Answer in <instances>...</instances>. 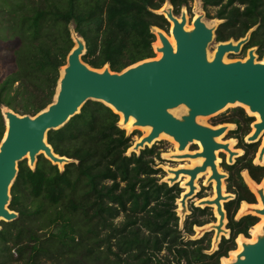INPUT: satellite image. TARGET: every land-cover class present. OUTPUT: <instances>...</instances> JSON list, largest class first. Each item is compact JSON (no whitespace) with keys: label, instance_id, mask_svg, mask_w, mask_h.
<instances>
[{"label":"trees","instance_id":"1","mask_svg":"<svg viewBox=\"0 0 264 264\" xmlns=\"http://www.w3.org/2000/svg\"><path fill=\"white\" fill-rule=\"evenodd\" d=\"M190 1L0 0V27L21 41L16 71L0 83V144L1 108L34 117L53 102L60 70L75 46L71 26L85 42V64L121 73L155 57L152 28H169L156 12L169 3L178 16ZM202 2L205 10L216 9L217 44L238 42L251 32L243 51L255 48L259 60L264 57V0ZM254 121L239 108L215 123L237 126L231 138L245 154L225 166L227 193L235 195L225 203L230 239L208 253L210 233L184 241L178 230L176 201L182 191L178 184L159 183L155 149L128 156L131 137L118 115L102 103L87 102L63 128L47 134L54 153L72 160L63 171L44 156L34 170L27 160L19 163L9 205L18 218L0 223V264H220L235 250L236 238H248L258 222L250 215L235 220L242 202L255 203L242 171L256 183L264 179V166L253 165L258 143L243 144ZM208 210L194 208V215ZM121 215L125 219L116 223ZM195 226L204 224L195 218L186 233L192 235Z\"/></svg>","mask_w":264,"mask_h":264},{"label":"water","instance_id":"2","mask_svg":"<svg viewBox=\"0 0 264 264\" xmlns=\"http://www.w3.org/2000/svg\"><path fill=\"white\" fill-rule=\"evenodd\" d=\"M168 5L167 9L161 8L156 14L164 16L168 21L169 33L158 28L156 29L159 31L153 32L160 39L161 47L156 49L157 53L162 54L160 59L139 62L121 73L112 72L108 66L100 70L93 69L82 61L86 53L85 42L74 32L75 36L71 35V38L75 46L66 59L63 77L57 83L53 102L34 117L20 116L4 108L5 111L1 113L7 133L0 144V223L12 222L18 218V214L11 211L9 205L19 163L27 160L32 170L35 169L39 156H44L59 167L71 163L72 160L54 153L47 143V134L63 128L81 113L87 102L93 101L121 114L122 126L133 118L136 127L151 128L146 137L132 144L130 154L141 153L161 135L172 138L179 145V152H184L194 142L201 145L202 152L186 153L176 158H203V163L193 168L166 171L174 174V178L168 182L173 186L178 184L180 175L190 177L186 184L189 192L181 195L179 201L184 215L187 213V202L194 199L196 194L195 180L210 169L208 183H216V197L212 200H200L195 207L213 210L212 207L215 206L219 220L209 229H203L200 234L204 237L207 233H215L216 245L220 244L221 234H228L230 239V230L225 228L228 223L225 203L234 200L235 195H223V181L228 175L219 172L216 152H228L230 164L236 153L230 151L228 144H221L216 140L226 132L225 125L208 127L199 124L197 119L215 115L229 105L246 106L251 113L260 117V122L252 126L255 131L246 138V143L261 142L264 137V60L256 59L254 48L249 50L245 61L224 62L226 55L242 52L250 39V32L238 42L217 44L214 58L210 61L208 48L215 42L216 26L209 27L203 20L204 15L198 13V17L192 22L193 29L186 30L187 12L182 10L179 17L175 16L173 7ZM168 35L173 36L176 49L169 42ZM182 106L187 109L186 113L180 118L174 117L171 112ZM263 159L264 145L258 157L260 162ZM163 183L167 184L165 181ZM180 189L183 193L184 189ZM257 193L263 209H252L256 215L246 216L264 215V191L259 189ZM235 243L237 248V242ZM230 264H264V227L257 241L244 243L242 251Z\"/></svg>","mask_w":264,"mask_h":264},{"label":"rangeland","instance_id":"3","mask_svg":"<svg viewBox=\"0 0 264 264\" xmlns=\"http://www.w3.org/2000/svg\"><path fill=\"white\" fill-rule=\"evenodd\" d=\"M182 10H185L187 12L188 24H190V27H191V23L196 18V14H198V13L199 14L202 13L204 15L203 20L209 27L216 26V29H217V27L219 25V23L216 19H212L216 14V9L215 8H209L208 10H205L202 0H191L189 3V6L182 8ZM182 10H181V12H182ZM180 15H181V13H180ZM180 15H178V17ZM0 19H1V17H0ZM0 29L2 30V31H0V83H1L7 76H9L10 74H12L16 71L15 53L18 50V48L20 47L21 41L19 38L12 37L11 34L6 29H5V31L1 27H0ZM72 30L74 31V26H71V31ZM168 30H169V28L167 29V31H165V30H163V31L166 34H168L169 33ZM152 32H154V28H152ZM168 36H170V35H168ZM155 38H156V36H155ZM156 40H157V38H156ZM216 46H217V43L215 41L209 46L208 53L210 52L209 54H212L213 52H215ZM153 52L155 54V57L152 58L153 60H158L161 58L162 54L157 53L156 49L154 47H153ZM248 52H249V50H247L245 52L242 50V52L240 54H237V55H235V54L226 55L225 63L235 62V61H239V60L245 61L248 58ZM255 54H256V52H255ZM256 59L259 60V57L257 54H256ZM263 60H264V57L259 61H263ZM240 107L241 106L235 107V105H229V107H226L225 109L218 112L217 114L212 115L210 117L203 118L204 121L198 122V123L201 125H204V126L218 128L219 126L224 125V124L215 125V123L217 122L218 119H220L223 116L230 115L231 113H233L235 110L239 109ZM110 109L115 113L114 109H112L111 107H110ZM242 109L244 110V112L246 113L247 116L251 117V115H249L243 107H242ZM182 110L183 109H181V110L178 109L175 112H171V114L176 118H180L181 116H183L186 113V112H183ZM2 111H3V108H1V112ZM118 117H119V122H120L121 115H118ZM254 119H255V121L250 125V133L243 139V144H247L246 138L248 136H250L253 132L252 126L256 122V118H254ZM3 120H4V118H3ZM232 125L234 126V128L231 131H229L223 139H220V140H222L221 142H223V144L228 143L230 140L234 139V138H231V137L235 136L234 133H232V131H236L237 126L234 124H232ZM4 127H5V133H6L7 127H6L5 121H4ZM125 131H126V135L131 137V146L133 143L138 142L137 140H140L141 138H144L148 135L145 133L144 129L140 128V127L134 128V130L131 131L130 133L127 130H125ZM5 133H4V135H5ZM240 135H241V133H238L237 136H240ZM159 138L156 139L154 141V143H152V145H149L148 149H153V148L155 149V155L152 157V159L154 161L155 169L161 170L159 172V174L156 175V178H158L159 183L162 184L164 178L167 176V172H166L167 169L177 170L180 168H191V166H194V165L189 163L188 160H194V159H188V160L186 159V160H181V161H179V159L178 160L170 159L169 156L177 153V151H175V148H178L179 145L176 142H174L172 138H170L168 136L161 135ZM235 140H236L235 150L236 151L241 150L242 151L241 156H243L245 154L244 149H242L243 145L240 144L238 139H235ZM261 146H262L261 142H258V150H257L256 154L254 155V160H253V165H255V166L257 165L255 163L256 156L259 153ZM201 150L202 149L200 147V144L197 142H194L193 144H189L183 153L195 154L197 152H200ZM218 153H219L218 154L219 164L217 166L220 170V173H225L229 176V173L227 172L225 166L226 165H232L233 163H235L237 161V158H234L233 163L230 164L229 157L227 156V154L224 151H218ZM135 154L138 156V155H140V152L135 153ZM127 155L128 156L131 155L129 151L127 152ZM257 166H261V165H257ZM59 168L61 171H63V169H64V167H59ZM200 177L201 178L197 180L198 189L196 191L194 199H192L191 201H188L186 204V207H187V213L186 214L183 215V214H181V212H179L180 206L177 204L178 200H180V196L182 195V193L180 194L179 198L176 201V204H177L176 205V215L178 217V230L181 232V235L183 236L184 241H192V240H197V239L203 238L202 235H201V237H197V230L196 229L198 226L193 227V234L192 235H190L189 233H186L185 228L187 227V224L190 221L194 220L195 218H197L200 223L204 224L205 227L209 226L211 224H215V223L217 224V221L214 218L215 214L211 208H208L209 210L202 217H197L196 215H194V208H196L195 205H196L197 200L214 199L213 187L208 185V184L206 185L205 178L202 175ZM241 177H242V175H241ZM167 185H168V187H172L170 185V183H167ZM223 185H224V192L227 193L228 183L226 180L224 181ZM178 187L180 188L179 185H178ZM227 194H229V193H227ZM253 195H254L255 199H257L256 195L255 194H253ZM257 203L258 202L256 201L254 203V206H256ZM124 219H125L124 215H121L120 218L117 219L116 223L123 222ZM257 219L259 222L260 216L257 215ZM235 220H239L237 218V214L235 216ZM226 223H227V221H226ZM1 228L2 227L0 226V229ZM225 228L227 229V225ZM209 238L211 239V249H210V251H208V253H213L215 250H217L219 248L223 239H226V240L228 239V236L221 235L220 244H217V245H215V243H214L215 242L214 241L215 233L214 234L210 233ZM250 238H251V235H250V231H249V237L246 239H250ZM161 255H166V251H164ZM228 256H229V254H228Z\"/></svg>","mask_w":264,"mask_h":264},{"label":"bare ground","instance_id":"4","mask_svg":"<svg viewBox=\"0 0 264 264\" xmlns=\"http://www.w3.org/2000/svg\"><path fill=\"white\" fill-rule=\"evenodd\" d=\"M169 7V5H168V3H166L163 7H162V9H167ZM197 8V7H196ZM198 17V14H196V18ZM195 18V19H196ZM194 19V20H195ZM193 20V21H194ZM218 21V20H217ZM218 22H220V21H218ZM213 23V22H212ZM213 25V24H212ZM189 27V28H188ZM159 29V28H158ZM158 29H156V28H154V31L155 30H157V31H159ZM191 30V29H193V23H191V27H190V25L188 24V18H187V24H186V30ZM71 33H72V35L73 36H75V33H74V31L72 30L71 31ZM168 40H169V42L171 43V45L173 46V48L174 49H176V42H175V40H174V38H173V36L172 35H170V36H168ZM153 47L155 48V49H159L160 47H161V43H160V39H159V37L157 36V40H156V42L153 44ZM210 53V52H209ZM208 53V58H209V60L211 61L213 58H214V54H215V52L213 53V54H209ZM224 62H225V58H224ZM64 68V67H63ZM63 68H61V74L59 75V79L60 78H62L63 77ZM235 106H241V107H244V108H246L248 111H249V109H248V107H246V106H243V105H240V104H236ZM229 107V106H228ZM178 109H183L182 111L183 112H186L187 111V109L184 107V106H182V107H179ZM178 109H175V110H173L172 112H175V111H177ZM3 110L5 111V109L3 108ZM250 112V111H249ZM251 113V112H250ZM251 114H253V113H251ZM121 115V114H120ZM258 115V114H257ZM259 116V115H258ZM197 121L198 122H202V121H204V119L201 117V118H198L197 119ZM122 122H123V117H122V115H121V118H120V122H119V125H120V127L122 128V129H124V130H127L129 133L131 132V131H133L134 130V128H136V126H135V120L133 119V118H130V120H129V122H128V124L127 125H125V126H122ZM259 122H260V117H259ZM255 124V123H254ZM253 124V125H254ZM228 125H230V124H226L225 125V127L227 128V130H228ZM144 129V131H145V133L146 134H149L150 132H151V128H149V127H146V128H143ZM226 130V131H227ZM230 131V130H229ZM229 131H227V133L229 132ZM255 131V130H254ZM253 131V132H254ZM6 133H7V129H6ZM6 133H5V135H6ZM226 133V132H225ZM224 133V134H225ZM223 134V135H224ZM5 135H4V137H5ZM222 135V136H223ZM165 136V135H164ZM220 138V137H219ZM160 139V138H159ZM218 139V138H217ZM216 139V140H217ZM137 141H139V140H137ZM218 142V141H217ZM154 143V142H153ZM176 144V143H175ZM221 144H223V142L221 143ZM225 144H228L229 145V147H230V144L229 143H225ZM263 145H264V142H263V144H262V146H261V148H260V150L262 149V147H263ZM200 147H201V145H200ZM201 149H202V147H201ZM230 149V148H229ZM132 149H130L129 150V152L131 151ZM177 150H178V148H177ZM259 150V151H260ZM231 151V150H230ZM179 152V151H178ZM200 152H202V150L200 151ZM233 152V151H232ZM180 153H182V152H180ZM217 153V152H216ZM226 153H228V152H226ZM234 153H236V155L234 156V157H236V158H238V157H240V156H238V154L239 153H237V152H234ZM185 154V153H184ZM184 154H181V155H184ZM228 155H229V153H228ZM176 156H179V155H171V156H169V158L170 159H174V160H178V158H176ZM234 157H233V161H234ZM258 157H259V153H258ZM229 158H230V155H229ZM203 161H204V159L203 158H201ZM180 160V159H179ZM257 160H258V158H257ZM203 161H202V163H203ZM217 161V160H216ZM259 164H261V166H264V159H263V161L262 162H260L259 160L257 161ZM201 163V164H202ZM200 164V165H201ZM217 165V164H216ZM196 166H198V165H196ZM195 167V166H194ZM218 167V166H217ZM168 170H171V171H176V170H172V169H167V171ZM178 170V169H177ZM210 170V169H209ZM210 172H211V170H210ZM219 172H220V170H219ZM167 173H170V174H173V173H171V172H167ZM205 174V173H204ZM174 175V174H173ZM201 175V174H200ZM183 176H186V175H183ZM211 176V175H210ZM209 176V177H210ZM189 177V176H188ZM174 178V177H173ZM169 179H172V178H169ZM169 179H166V180H163V181H165V182H167V183H170V182H168V180ZM197 179H198V177H197ZM196 179V180H197ZM209 179V178H208ZM208 179H207V184L208 185H210V186H213L212 185V182L211 183H208ZM189 180H190V177H189ZM195 180V181H196ZM189 182V181H188ZM188 182H186L185 184H184V187H187L186 186V184L188 183ZM214 182V181H213ZM215 183V182H214ZM223 183H224V181H223ZM245 183V182H244ZM194 184H195V182H194ZM170 185H172L171 183H170ZM215 186H216V183H215ZM215 186H214V188H213V190L215 189ZM247 186V185H246ZM195 187H196V185H195ZM223 187H224V185H223ZM248 187V186H247ZM182 188V187H181ZM184 189V188H183ZM196 189H197V187H196ZM248 189L250 190V188L248 187ZM260 189H263V191H264V188H260ZM259 189L258 188H255V193H256V196H257V199H258V201H260V199H259V197H258V193H257V191H258ZM251 191V190H250ZM188 192H189V187H188ZM188 192H186L185 191V189L183 190V193H182V196L184 195V194H186V193H188ZM252 192V191H251ZM195 193H196V191H195ZM214 193V198L216 197V194H215V191L213 192ZM227 194V193H226ZM226 194H224V192H223V195L225 196ZM204 200H206V199H204ZM210 200H212V199H210ZM178 201H180V200H178ZM199 201L200 200H198V203H199ZM198 203H197V205H198ZM260 203H261V205H262V202L260 201ZM177 204H178V202H177ZM180 204V203H179ZM181 205V204H180ZM215 206H213L212 208H214ZM252 209H260V208H257V207H255L254 205H252V204H249V207L245 210L246 212H251V213H254L253 211H252ZM261 209H263V206H262V208ZM182 211V207H181V210L179 211V212H181ZM215 211H216V207H215ZM213 212H214V209H213ZM182 214V213H181ZM216 214H217V212H216ZM246 215H248V214H246ZM246 215H241L240 217H237L238 219H240V218H242V217H244V216H246ZM250 215H252V214H250ZM254 215H256L255 213H254ZM218 216V215H217ZM259 216V215H258ZM264 216V215H263ZM218 220H219V216H218V219H217V222H218ZM216 224V223H215ZM212 225V224H211ZM211 225H209V226H202V227H197V237H201V235L202 234H200V232L203 230V229H209V227L211 226ZM263 227H264V223H262V224H260L257 228H256V230L254 231V240L253 241H250V242H248L247 241V239L246 238H244L242 235H239V236H242L243 238H244V240H240V245H239V249H238V251L236 252V253H233V254H231V259H229V260H223V264H230V263H232V262H234L235 260H236V257L239 255V253L242 251V245L244 244V243H255L256 241H257V238H258V236H260V235H262V229H263ZM221 235H223V234H221ZM224 236H228V234H224ZM238 236V237H239ZM237 239V238H236ZM214 241H215V239H214ZM216 245V244H215ZM220 263H221V261H220Z\"/></svg>","mask_w":264,"mask_h":264},{"label":"flooded vegetation","instance_id":"5","mask_svg":"<svg viewBox=\"0 0 264 264\" xmlns=\"http://www.w3.org/2000/svg\"><path fill=\"white\" fill-rule=\"evenodd\" d=\"M190 25V24H189ZM214 53V52H213ZM212 53V54H213ZM226 57V56H225ZM236 107V106H235ZM244 108V107H243ZM246 111H247V113L249 114V115H251V117H254V118H256V122L255 123H258L259 122V116L257 115V114H251L246 108H244ZM224 125H226V124H224ZM234 128V126L232 125V124H230V125H228V130L227 131H231L232 129ZM227 131H226V133L223 135V136H221L220 138H218L217 139V141L218 142H220V143H222L221 141L222 140H220V139H223L224 137H225V135L227 134ZM253 131H254V129H253ZM253 133V132H252ZM263 142H264V137L262 138V140H261V144H263ZM229 144H230V150L231 151H233V152H237V153H239L238 154V156H241L242 155V151L241 150H238V151H236L235 150V146H236V140L235 139H232V140H230L229 142H228ZM261 148V147H260ZM175 151H177V153H175L174 155H181V154H184L183 152L182 153H180V152H178V150H177V148H175ZM226 153V152H225ZM218 152L216 153V155H217V161H216V164L218 165L219 164V157H218ZM227 154V156L229 157V155H228V153H226ZM234 158H236V157H234ZM257 158H258V154H257V156H256V160H255V163L257 164V165H261V164H259L257 161ZM188 160V159H187ZM179 161H181V160H179ZM189 161V163H191L192 165H194V166H196V165H200L201 163H202V159L201 158H199V159H194V160H188ZM194 166H191V168H193ZM173 170V169H172ZM218 170H219V168H218ZM204 178H205V182H206V185H207V179L209 178V176L211 175V172H210V170L208 169L207 170V172L205 173V174H201ZM201 175H199L198 176V179H200L201 177ZM242 178H243V181L245 182V184L250 188V190L252 191V193L253 194H255L256 195V193H255V188H258V189H260V188H264V179L260 182V183H256L255 181H253L251 178H250V176H249V174H248V172L247 171H242ZM174 177V175L173 174H170V173H167V176L164 178V180H166V179H169V178H173ZM197 179V180H198ZM197 180L195 181V185H196V187H197V189H198V184H197ZM189 181V177L188 176H183V175H180V177H179V179L177 180V183H178V185L180 186V187H182V188H184L185 189V191L186 192H188V187H184V184L186 183V182H188ZM224 184V183H223ZM212 187L214 188V186H215V183L214 182H212ZM197 191V190H196ZM223 192H224V187H223ZM224 194H226L225 192H224ZM213 195H214V193H213ZM226 196V195H225ZM214 197V196H213ZM257 197V196H256ZM197 203H198V200L196 201V205H197ZM178 205L180 206V209H179V211L181 210V205L179 204V201H178ZM249 207V203H247V202H242L241 204H240V208H239V210H238V212H237V217H240L241 215H246V214H252V215H254V213H251V212H246L245 210L247 209ZM255 207H257V208H262V205H261V203H260V201H258V203H257V205L255 206ZM214 209V214H215V217L218 219V216H217V214H216V211H215V207L213 208ZM262 223H264V216H260V221L259 222H257V224L255 225V226H253L251 229H250V235H251V238L250 239H247V241L248 242H250V241H253L254 240V231L256 230V228L260 225V224H262ZM197 230V229H196ZM224 235V234H223ZM244 240V238L242 237V236H239V237H237V239H236V242H237V248L235 249V250H233V251H231L230 253H229V256L228 257H224V258H222L221 259V263L220 264H223V260H229V259H231V254H233V253H236L237 251H238V249H239V245H240V240Z\"/></svg>","mask_w":264,"mask_h":264}]
</instances>
